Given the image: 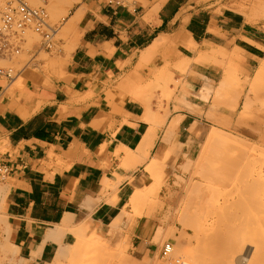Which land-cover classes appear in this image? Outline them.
<instances>
[{
  "label": "crops",
  "instance_id": "1",
  "mask_svg": "<svg viewBox=\"0 0 264 264\" xmlns=\"http://www.w3.org/2000/svg\"><path fill=\"white\" fill-rule=\"evenodd\" d=\"M251 6V0H134L127 6L85 0L71 12L70 18L83 8L69 58L62 55L53 69L34 59L11 84L0 78V166L11 170L2 182L1 213L19 264H62V250L76 242L70 229L107 236L133 193L150 181L149 165L171 166L172 142L181 148L177 163L185 157L197 140L196 116L170 104L164 121L158 99L149 104L144 89L167 62L217 48L235 50L257 69L264 62V29L249 19ZM163 49L171 55L157 65ZM43 50L41 43L32 46L36 58ZM216 74L191 63L176 77L196 92L211 87ZM150 134L142 162L126 163V153Z\"/></svg>",
  "mask_w": 264,
  "mask_h": 264
},
{
  "label": "rangeland",
  "instance_id": "2",
  "mask_svg": "<svg viewBox=\"0 0 264 264\" xmlns=\"http://www.w3.org/2000/svg\"><path fill=\"white\" fill-rule=\"evenodd\" d=\"M52 1L53 0H49L48 3L44 5L48 14H51V7H49V5H52ZM66 1L70 2L72 5L67 6L70 3L66 2L67 5L65 6L64 3L63 8L60 6L62 8H60L61 10L56 9V11H51V17L49 15L50 23L58 27V32L54 38V45L52 49L41 51L40 55L36 58L37 55L32 51V46L36 43L40 44L42 37L37 30L30 29L23 35L22 52L11 61L0 60V67L14 66L17 70H19L24 66L29 65V63H32L34 59H36V61L46 60L50 62V68H52V64L59 62L63 55V50L67 46H70L69 43L73 34H78L77 32H80L79 23L76 28L72 30L66 26V22L70 18L71 12L82 5V1ZM7 2L8 0H4V4ZM34 5L37 4L34 3ZM251 5V7L254 6V9L252 10L253 12L248 15L249 19L264 29V0H251ZM4 6L3 9H0V18L4 12ZM58 11L60 12L58 13ZM32 32L35 34L37 33L36 37H33L35 34L32 35ZM212 53L213 54L207 56L208 58L205 57L208 61L204 59V55L203 58L199 56L191 61H183L174 65L167 62L165 65H162L154 71L153 79L144 89L145 91H149L147 93V100L149 104H151L153 99H158V110L165 111L164 121L167 119L169 114L170 104L174 105L173 110L175 112L186 110L196 116L198 120V131L195 132L197 140L189 144L190 146L188 145L189 152H187L185 157L177 163L178 157H176V154L178 151H181V148L175 147V143L172 142L170 144V155L168 158H173V164L169 166L166 163L164 168H160L158 167L159 165H157L158 163L153 161L155 163L152 162L149 165L148 171L150 175L154 176L153 180L149 177L150 183L153 184L152 189L145 197L144 203L141 204L142 206L140 205V208H137L139 211L129 209V220L122 227V229L110 234L112 224L110 225L108 235L103 237L105 243L107 241L108 244L110 243L109 246L106 247V251L104 248L99 249L100 251L102 250L101 253L100 251L96 252L93 250L90 239L93 236H90V238H76L75 244L70 246L69 250L64 253L65 260L62 264H105L107 263V261H105L107 258V264H109V262H112L111 264H162L163 261L160 258L162 245L167 241H170L173 242L172 245L174 246L176 244L175 239L177 238V235L180 237L182 233L186 235V238L190 242L189 247L192 251L193 257L195 260L197 259L196 261L199 264H222V261H224L225 264V260L227 262V259L231 256L232 251L236 254L234 257L238 256V253L243 255L246 248H249V245H252L253 243L254 246H252L255 250L252 249L251 256L253 258L256 257V260L257 257H260V254L261 256L263 255L260 259L258 258L259 260H257L264 264V176L261 177L263 180L260 178L261 181L259 180L260 182L258 181V184L256 185V192L254 191L257 196L261 194L260 200L259 196L254 202L250 201L245 203L241 202L228 204L225 201L226 198L223 199V195L220 197L222 201L221 205H217L218 203L216 204L212 201L211 204L203 205L199 211H194L192 205L191 209H186V213H184L185 215L183 214V217H180V210L182 207L181 204L185 199L184 196H186L184 195L186 194L184 191L190 187L192 188V186H195L194 190H196L199 187V183H202L204 178L213 176V168L216 166L215 163H217V165L221 163L222 166L224 165L223 167L218 165L219 168H232L233 166L230 164L231 161H233L231 158L236 157L234 153L240 155L237 156L239 157L238 159L241 157L240 153H249L248 156L250 160H247L249 163L244 160L241 162L243 164H240L243 168H240V162L239 160L237 161V157L235 158L237 162H232V165L235 166L236 164L237 168L239 166V169H243V176L249 175L250 173L247 174L248 170L253 172V169L264 173V80L257 81L256 84H254L255 82H253V78L256 72V68L253 67L254 64L249 63L244 56L238 54L235 50L220 49L219 51ZM159 55L160 61L156 63L157 65L162 64L164 60L168 59L171 55V51L163 49ZM209 56L213 57V59ZM191 63H199L210 66L217 73L215 81L211 82L209 85L211 87L205 86L209 90L207 95L205 94V97L201 96L199 93L202 89L192 92L185 81L178 80L176 77V73L185 75ZM222 81H225L226 84L221 91V89H219V84H221ZM156 91H160V94L157 95ZM183 96L187 101H184ZM246 96L251 99V108L247 111L244 110V103L247 98ZM150 107H148V110H150ZM179 121L180 117L174 119L170 127L174 124L177 126ZM170 127L166 134L167 140L170 138L168 137V133L171 131ZM215 129H219L224 134L229 135V142L231 143L228 144V147L230 148H227V145L223 144V149H221L220 146L217 149H220L224 154L221 155L220 150L214 149L215 151L213 152V156H209L208 159H205L202 155V153L204 154V145L207 142L209 134ZM231 139H235L236 141H232ZM225 148L227 149L225 150ZM226 154L227 156L231 154V157H226V159H230L229 162H227L228 160L225 161L224 157ZM233 155H235V157ZM215 158H218V160ZM188 159L191 160V162L188 161ZM214 159L219 161V163ZM223 162H227V164ZM156 166L158 167L157 169ZM178 180H180V182ZM190 181H192V184ZM0 187H3L2 182H0ZM190 198L193 201L195 200V192L191 194ZM169 206L173 208L171 219L166 223H162L161 217H159V210L167 209ZM1 209L0 264H19L16 261V254L14 255L12 252L5 249V247L13 248V246L8 243V239L6 237L7 219L1 213ZM206 216H210L209 219ZM204 217L208 219L205 227V229L207 228L206 230L200 229L198 226ZM209 222H211V225ZM160 227L163 228V235L159 240H154V236ZM173 230L175 233L171 236L170 232ZM209 236H211L212 239ZM250 242L252 244H250ZM134 243L135 245H133ZM256 243L257 245H260L262 250L261 253L258 252L260 247L258 249ZM243 244L245 247H242ZM228 245L238 249V252L235 253V249L232 250V248L226 247ZM230 250V255L227 256V252ZM109 251L110 253H108ZM224 252H226L225 255ZM255 252L258 253L255 255ZM98 253L100 255L103 253V255L99 257ZM106 254H108V256ZM257 254L259 255L257 256ZM226 256L228 258L225 259ZM102 257L106 258L104 259V262H102L103 260L101 261V259H103ZM259 262L256 263L259 264Z\"/></svg>",
  "mask_w": 264,
  "mask_h": 264
},
{
  "label": "bare ground",
  "instance_id": "3",
  "mask_svg": "<svg viewBox=\"0 0 264 264\" xmlns=\"http://www.w3.org/2000/svg\"><path fill=\"white\" fill-rule=\"evenodd\" d=\"M80 1V0H79ZM257 1V0H256ZM70 3V2H68V1H66V0H53L52 1V5L50 6L49 5V7H51V11L53 12V11H56V9H60L61 7L60 6H62V8H63V5H64V3H65V6L67 5V3ZM33 3V5H34V3L35 4H38V2H36V1H34V0H31V4ZM261 4H262V2H261ZM6 6V4H4V0H0V9H3V6ZM72 4L70 3V4H68L67 6H71ZM4 6V7H5ZM48 7V8H49ZM61 8V9H62ZM60 9V10H61ZM50 11V13L52 14V12ZM80 11L81 10H79L77 13H78V15H77V13L75 14V17H73L72 16V18H70V19H68V21L66 22V26L68 27V28H70V27H73L74 28V26L77 24V23H79V21L81 20V16H80ZM82 11H83V9H82ZM82 11H81V13H82ZM60 11H58V13H59ZM51 14H48V15H50V17H51ZM55 15H57L56 13H54ZM84 14V13H83ZM77 15V16H76ZM82 15V14H81ZM53 16V15H52ZM58 16V15H57ZM55 17V16H54ZM64 19V18H63ZM65 21V20H64ZM65 29V28H64ZM71 29V28H70ZM68 33V32H67ZM35 33H33L32 32V35H34ZM37 34V33H36ZM36 34H35V36H33V37H36ZM63 34V33H62ZM64 36V35H63ZM66 36V35H65ZM74 49H75V45L74 46H72L71 44H70V46H67L64 50H63V56L65 57V58H69L70 56H71V54L73 53V51H74ZM217 51H219L220 50V48H217L216 49ZM222 51V50H221ZM200 52V51H199ZM210 54H212L211 53V51H204V52H200V56L203 58V56H204V59H206L207 60V56L208 55H210ZM198 56V55H197ZM44 57V56H43ZM205 57H207V58H205ZM209 57H211V56H209ZM215 57V56H214ZM46 58V57H45ZM212 59H213V57H211ZM203 60V59H202ZM215 60H216V58H215ZM208 61V60H207ZM187 64V63H186ZM238 79V78H237ZM261 80H264V62H262V64L256 69V72H255V74H254V78H253V82H255L254 84H256V82L257 81H261ZM247 82V81H246ZM225 84H226V82L225 81H222V83L221 84H219L220 85V88L219 89H221V91H222V89L225 87ZM202 88V87H201ZM185 90V89H184ZM186 91V90H185ZM185 91H183V92H185ZM218 91H220V90H218ZM182 92V93H183ZM207 92H209V90H208V88H206V87H204L203 86V89L199 92L200 93V95L201 96H203V97H205V94L207 95ZM185 93H187V92H185ZM199 95V96H200ZM197 96V95H196ZM247 97V96H246ZM201 98V97H200ZM183 99H184V101H187L186 99H185V97L183 96ZM256 100V99H255ZM232 101V100H231ZM261 106H263V105H261ZM196 107V106H195ZM264 107V106H263ZM198 108V107H197ZM250 108H251V99L249 98V97H247L246 98V101H245V103H244V110H250ZM150 111V110H149ZM241 111V110H240ZM199 112V111H198ZM249 112V111H248ZM248 114V113H247ZM242 117V116H241ZM239 118V117H238ZM259 121V120H258ZM261 121V120H260ZM262 123V122H261ZM239 124V123H238ZM223 125H225V124H223ZM224 127H226V126H224ZM228 127V126H227ZM229 127H231V126H229ZM175 128H176V124H174V125H172L171 127H170V129H171V131L168 133V137H171V136H173L174 134L173 133H175L174 131H175ZM233 128V127H232ZM227 129H229V128H227ZM252 129V128H251ZM230 130V129H229ZM254 130V129H253ZM257 130H259V129H257ZM264 130V129H263ZM148 132V131H147ZM222 131H220L219 129H215V130H213L210 134H209V136H208V138H207V142H206V144L204 145V147H205V149H203L204 150V154L202 153V155H203V157L205 158V159H208L209 158V156H213V152L215 151L214 149H216V150H220V149H217L219 146H220V148L221 149H223V144H225V145H227V148H230V147H228V144H230L231 142H229V135H226V134H224L223 132L221 133ZM259 132V131H258ZM262 132V131H261ZM227 133V132H226ZM260 133V132H259ZM229 134V133H228ZM231 134V133H230ZM256 134H258V133H256ZM147 137L144 139V141H143V143L138 147V149H137V151L135 152V151H128L126 154H127V156H126V163H127V161H132V162H137V161H141L142 159L140 158V156H142V155H145L146 153H148V150H149V148H151L152 146H151V140H152V138L150 139V137H151V134H150V136L149 135H146ZM230 136H233V135H230ZM236 138V137H235ZM247 138V137H246ZM245 138V139H246ZM232 140V139H231ZM230 140V141H231ZM247 140V139H246ZM251 140V139H250ZM232 141H236L235 139H233ZM237 143V142H236ZM246 143V142H245ZM239 144V143H238ZM190 146V145H189ZM240 146V145H239ZM255 147V146H254ZM227 148H225V150L227 149ZM237 148V147H236ZM245 148V147H244ZM248 149V148H247ZM232 150V149H231ZM234 151V150H233ZM241 151V150H240ZM240 151H238V152H240ZM248 151V150H247ZM225 152V151H224ZM228 152V151H227ZM220 153H221V155L222 154H224L221 150H220ZM231 153V152H230ZM211 154V155H210ZM217 154V153H216ZM229 154V153H228ZM235 155H236V157L237 156H240V155H238V154H236V153H234ZM241 154V157H240V159H238L239 157H235V155H233L236 159H237V161L239 160V166H240V164H243V163H241L242 161H244V160H250L249 159V156H248V154L249 153H240ZM185 155V154H184ZM201 155V156H202ZM231 155V154H230ZM230 155H228V156H230ZM218 156H219V153H218ZM227 156V154H226V156L224 157L225 158V161H227V162H229L230 161V159H226V157L227 158H229ZM210 157V158H211ZM215 157V156H214ZM222 157V156H221ZM220 157V158H221ZM231 157V156H230ZM142 158H144V157H142ZM202 158V157H201ZM223 158V157H222ZM235 158H231L233 161H236V159ZM215 159H217L218 160V158H215ZM214 159V160H215ZM188 161H190L191 162V160H189L188 159ZM206 161V160H205ZM216 161V160H215ZM224 161V160H223ZM233 161H231V166H233L232 168H219L218 167V165H220V166H222L221 164H218L217 165V163H215L216 164V166L213 168V176H211V177H207V178H204L203 180H202V183H199V189L197 188L196 190H194V188H195V186L193 187L192 186V188L190 187V188H188L187 190H185L184 191V193H186V194H184V195H186V196H184L185 197V199H184V201L182 202V207H181V210H180V217L182 218L183 217V214L184 213H186L185 211H186V209H188V208H190L191 209V206L193 205V207L192 208H194V211H199L201 208H202V206L203 205H208V204H211L212 203V201H214V203H218L217 205H221L222 204V201H221V199H220V197H222L223 195V199H225V201L228 203V204H231V203H245V202H250V201H256V199H257V197H259V196H257L256 195V191H255V189H256V185L258 184V181L260 180L261 181V177H263L264 176V173L262 172V171H256V170H252L253 172H250L249 170H248V172H247V174L248 173H250L249 175H246V176H243V169H239V166H238V168L236 167L237 165L235 164V166L234 165H232L234 162ZM236 161V162H237ZM142 162V161H141ZM187 162V161H186ZM214 162V161H213ZM216 162H218L219 163V161H216ZM222 162V161H221ZM227 162H223V163H226L227 164ZM233 162V163H232ZM248 162V161H247ZM251 162V161H250ZM139 163V162H138ZM153 163H155V162H153ZM205 163V162H204ZM249 163V162H248ZM214 164V165H215ZM245 164V163H244ZM158 165V164H157ZM246 165H247V163H246ZM152 166V165H151ZM224 166V165H223ZM222 166V167H223ZM243 166V165H242ZM186 167H187V165H186ZM185 167V168H186ZM217 167V168H216ZM229 167V166H228ZM235 167V168H234ZM149 168V167H148ZM158 167L156 166V169H157ZM184 168V169H185ZM189 168V167H188ZM240 168H243V167H241L240 166ZM197 169V168H196ZM244 173H246V172H244ZM182 177V176H181ZM184 177V176H183ZM151 178H152V180L154 179V176L153 175H151ZM261 178V179H260ZM264 179V178H263ZM262 179V180H263ZM184 180V179H183ZM183 180H181V181H183ZM179 182H180V180H178ZM178 181H177V183H178ZM259 181V182H260ZM153 182V181H152ZM191 182V184H192V181H190ZM193 182H194V180H193ZM152 183H150V181L147 183V185L143 188V189H140V190H137V191H135L134 193H133V195L131 196V198L129 199V202L126 204V206L124 207V208H122L123 210L121 211V213L119 214V216L113 221V223H112V226H111V230H110V234H113V233H115V232H117V231H119L120 229H122V227L128 222V220H129V218H128V216H129V209H133V210H137V208L141 205V204H143L144 203V200H145V197L148 195V193L150 192V190L152 189ZM186 188V187H185ZM255 191V192H254ZM193 192H195V200L193 201L191 198H190V196H191V194L193 193ZM5 190H4V188L3 187H0V209L1 208H3V205H4V202H5ZM263 197H264V195H263ZM260 198H261V196L259 197V200H260ZM264 199V198H263ZM142 206V205H141ZM145 206V205H144ZM140 208V207H139ZM138 208V209H139ZM158 210V209H157ZM172 210H173V208L171 207V206H169V207H167V209H161V210H159L160 212H159V217H161V222L162 223H166L167 221H169L170 219H171V214H172ZM137 211H139V210H137ZM136 212V211H135ZM155 212V211H154ZM176 212H177V210H176ZM152 214V213H151ZM155 214H156V212H155ZM147 215V214H146ZM157 215V214H156ZM161 215V216H160ZM185 215V214H184ZM158 216V215H157ZM206 217H208V216H206ZM210 217V216H209ZM209 217H208V219H209ZM204 219V220H203ZM201 221H200V223L198 224V226H199V228L200 229H205V227H206V223H207V221H208V219L207 218H203ZM182 220V219H181ZM210 220H211V218H210ZM209 220V221H210ZM211 222H209V224H210ZM212 223H214V222H212ZM211 225V224H210ZM210 225H209V227H210ZM213 225V224H212ZM68 226V225H67ZM214 226V225H213ZM213 226H212V228H213ZM61 227V226H60ZM65 227V226H64ZM215 227V226H214ZM68 228V227H67ZM71 228V227H70ZM172 228V227H171ZM64 229V228H63ZM69 229V228H68ZM207 229V228H206ZM205 229V230H206ZM216 229V228H215ZM219 229V228H218ZM70 231H72L73 232V234H75L76 235V238H90V237H88L87 235H86V233L81 229V228H76V229H74V230H71L70 229ZM216 231H217V229H216ZM182 232V231H181ZM171 233V236H172V234H174L175 233V231L173 230V231H171L170 232ZM162 235H163V228L162 227H160V228H158V230H157V232H156V234H155V236H154V240H159L160 239V237H162ZM174 236V235H173ZM210 238H211V236H209ZM174 238V237H173ZM91 239V243H92V246H93V250L94 251H100L99 249H102V248H104L105 249V251H106V247L107 246H109V244H108V241L105 243L104 241V239H103V237H101V236H99V235H95V236H93V237H91L90 238ZM175 239V238H174ZM212 239V238H211ZM219 239V238H218ZM206 240V239H205ZM240 240H242V239H240ZM236 241V240H235ZM234 241V242H235ZM239 241V240H238ZM237 241V242H238ZM175 242H176V244L173 246V248H172V253H171V255H170V257L172 258V259H175V258H178V259H180L181 261V264H199L196 260H195V258L193 257V254H192V251H191V249H190V247H189V245H190V242L188 241V239L186 238V235L184 234V233H182L181 235H180V237L177 235V238L175 239ZM211 242V241H210ZM232 242V241H231ZM236 242V243H237ZM242 242V241H241ZM173 243V242H172ZM217 243H219V242H217ZM236 243H235V246H236ZM245 243H246V241H245ZM108 244V245H107ZM220 244H221V242H220ZM231 244H233V243H231ZM249 244V243H248ZM250 244H252L251 242H250ZM164 245V244H163ZM162 245V246H163ZM239 245V244H238ZM253 246H254V243L252 244ZM252 245H249V248H246V251L244 252V254L243 255H240L239 253L237 254L238 256H235L234 257V255H236V254H234V252L232 251V254H231V256L228 258L227 256H229L230 254H229V252H231V250L230 251H228L227 252V256L225 257V259L226 258H228L227 259V262H226V260H225V264H257L259 261V259H260V257H262L261 256V254L259 255V254H257V256L259 255L260 257H257V259L255 260V255H256V253H258V252H262V250H261V247H260V245H257V243H256V245L258 246V249H259V247H260V249H259V251L258 252H255V255H254V257L255 258H253L251 255V253H252V249H253V246ZM220 246H222V245H220ZM232 246H234V245H232ZM223 247H224V245H223ZM226 247H230V245H228V246H226ZM242 247H245L244 246V244L242 245ZM70 248V247H69ZM69 248H67L66 250H62V252H61V254L63 253V252H66L67 250H69ZM109 248H111V247H109ZM230 248H232V250H234L235 248H233V247H230ZM229 248V249H230ZM237 248V247H236ZM240 248H241V246H240ZM5 249H7L8 251H10V252H12L13 254H14V252L16 251L15 250V248L13 247V248H9V247H5ZM161 249H162V247H161ZM227 249V248H226ZM242 250H243V248H241ZM15 250V251H14ZM109 250V249H108ZM228 250V249H227ZM237 250V251H236ZM240 250V249H239ZM253 250H255V249H253ZM105 251H103V252H105ZM225 251V250H224ZM95 252V253H96ZM102 252V250L100 251V253ZM113 252V251H112ZM160 252H161V250H160ZM238 252V249H235V253H237ZM95 253H94V255H95ZM108 253H110V251L108 252ZM118 253V252H117ZM120 253V252H119ZM194 253V252H193ZM240 253H243V252H240ZM254 253V252H253ZM99 254V253H98ZM223 254V253H222ZM226 254V252H224V255ZM102 255H103V253H102ZM102 255H100L99 254V257L100 256H102ZM107 256H108V254H106ZM113 255V254H112ZM116 255V254H115ZM104 256H105V254H104ZM114 256V255H113ZM99 257H97V258H99ZM110 257H111V254H110ZM119 257V256H118ZM96 258V259H97ZM103 258V257H102ZM181 258H183V259H181ZM253 258V259H252ZM100 259V258H99ZM104 259H106V258H103V259H101V261L102 262H104ZM108 259V258H107ZM105 260V261H107V263H108V260ZM110 259V258H109ZM113 259V258H112ZM262 259V258H261ZM111 260V259H110ZM109 260V261H110ZM223 260V259H222ZM58 261V260H57ZM262 261V260H261ZM60 262V261H59ZM99 262V261H98ZM122 262V261H121ZM223 263L222 264H224V261H222ZM257 262V263H256ZM107 263H105V264H107ZM112 263V262H111ZM110 262H109V264H111ZM201 263V262H200ZM220 263H221V261H220ZM100 264V263H99ZM104 264V263H103ZM259 264H262V263H260L259 262Z\"/></svg>",
  "mask_w": 264,
  "mask_h": 264
},
{
  "label": "built area",
  "instance_id": "4",
  "mask_svg": "<svg viewBox=\"0 0 264 264\" xmlns=\"http://www.w3.org/2000/svg\"><path fill=\"white\" fill-rule=\"evenodd\" d=\"M8 0L0 18V60L11 61L22 52L23 35L30 29L37 30L41 37V45L45 49H52L58 27L49 21V15L44 5L49 0ZM84 2L85 0H81ZM107 6H127L134 0H103ZM80 3V2H79ZM19 70L14 66L0 67V78L8 84L17 78ZM11 170L8 166H0V182L8 179ZM172 242L167 241L162 246L160 258L162 264H181L178 258L172 259Z\"/></svg>",
  "mask_w": 264,
  "mask_h": 264
}]
</instances>
